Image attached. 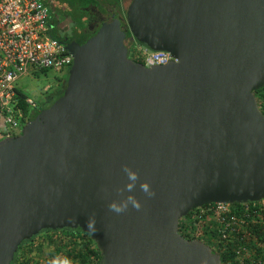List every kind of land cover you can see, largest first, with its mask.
<instances>
[{
    "label": "water",
    "instance_id": "95a60500",
    "mask_svg": "<svg viewBox=\"0 0 264 264\" xmlns=\"http://www.w3.org/2000/svg\"><path fill=\"white\" fill-rule=\"evenodd\" d=\"M127 38L176 61L145 67ZM59 41L73 59L62 96L0 144V264L62 229L88 234L99 264H221L178 226L264 200V0H131L85 43ZM124 166L142 206L117 214Z\"/></svg>",
    "mask_w": 264,
    "mask_h": 264
},
{
    "label": "built area",
    "instance_id": "2783aa9c",
    "mask_svg": "<svg viewBox=\"0 0 264 264\" xmlns=\"http://www.w3.org/2000/svg\"><path fill=\"white\" fill-rule=\"evenodd\" d=\"M52 30L48 7L41 0H0V144L21 135L38 106L36 100L26 95L23 101L28 110H23L19 96L23 92L16 87L17 81L41 70L68 74L72 66L71 55L59 40L51 37ZM125 44L129 58L138 57L145 67L176 61L169 53L144 49L135 40L127 39ZM259 206L263 215L251 223L264 228V200ZM196 221H205L204 225L212 226L211 229L216 231L211 245L237 239L236 254L241 264H246V259L250 264H264L257 254L256 242L251 239L248 221L240 217L239 207L215 203L196 208L189 216L188 226L181 231L185 239L202 238V228L192 227Z\"/></svg>",
    "mask_w": 264,
    "mask_h": 264
},
{
    "label": "trees",
    "instance_id": "16d2710c",
    "mask_svg": "<svg viewBox=\"0 0 264 264\" xmlns=\"http://www.w3.org/2000/svg\"><path fill=\"white\" fill-rule=\"evenodd\" d=\"M68 9L71 11H76L80 15L73 20L76 21L75 25H73V35L72 40H75L78 44L85 43L90 37H92L97 31V25L93 26V29H87V15L90 7H95L100 9L102 12L104 10L101 9V4L108 2L110 5H117V9L119 13H122L120 10V3L118 0H67ZM44 5H47L46 0H41ZM52 20V19H51ZM50 20V21H51ZM58 30L51 31V37L57 40H63L57 34ZM141 45V44H140ZM133 60L137 63H141V60L138 57H133ZM63 92L56 95L55 99H58L62 96ZM255 97L258 103V107L261 113L264 115V85L255 91ZM21 97V106L23 110L26 112L28 108L23 101V98L26 97L25 94L19 93ZM37 102V101H36ZM38 105L41 102H37ZM36 111V112H35ZM32 112L31 119L38 115L40 110H35ZM260 202L255 203H246V204H233V206L239 207V213L241 218H245L249 223V228L252 233V237L254 242H256V246L258 247V256L264 262V228L261 226L258 227L251 223L252 220H260V216L263 215L262 209L259 206ZM195 211L192 210L187 216L183 217L179 221L178 231L181 233L182 229L188 226L189 216ZM257 214H256V212ZM262 214V215H261ZM248 216V217H247ZM205 222V221H204ZM204 222L196 221L193 222L192 227L202 228L201 235L202 238L195 237H186L189 240H202L208 246H210L215 252H217L220 256L221 264H241L240 260L237 258L236 248L239 245L237 243V239L230 241H219L215 245H211L210 242L216 238V231L211 229L212 226L204 225ZM191 227V226H190ZM191 227V228H192ZM42 233L49 234L48 238L42 240L40 238L41 234H38L32 237L30 240L24 241L18 251L14 256V260L11 264H38L35 262L34 257L31 256L32 253H36L38 256L45 257L43 264H50V261L57 256H68L72 260V264H99L100 262V252L97 249L94 241L89 237L88 234L84 233L80 229H62V230H44ZM184 236V235H183ZM40 238L39 242L33 246V242ZM246 264H250V261L245 260Z\"/></svg>",
    "mask_w": 264,
    "mask_h": 264
},
{
    "label": "rangeland",
    "instance_id": "374dc122",
    "mask_svg": "<svg viewBox=\"0 0 264 264\" xmlns=\"http://www.w3.org/2000/svg\"><path fill=\"white\" fill-rule=\"evenodd\" d=\"M48 7L49 16L52 18H65L62 19L61 26L66 29L68 25H72V19L77 18L80 14L76 11H71L68 9L67 0H46ZM122 5L125 8L129 5V0H121ZM73 35V31H72ZM144 49L145 46L141 45ZM149 50V49H147ZM61 78L66 80L68 78L67 73H57L53 70H41L32 72L29 75L21 77L17 83L16 87L23 92L25 95L30 96L37 102L44 103L48 95L51 94L52 88L54 87L56 80L59 81ZM46 89V90H45ZM36 239L32 244L36 245L40 240ZM34 260L38 264H43L46 254L44 256H38L36 253L31 254Z\"/></svg>",
    "mask_w": 264,
    "mask_h": 264
},
{
    "label": "flooded vegetation",
    "instance_id": "af4514ba",
    "mask_svg": "<svg viewBox=\"0 0 264 264\" xmlns=\"http://www.w3.org/2000/svg\"><path fill=\"white\" fill-rule=\"evenodd\" d=\"M120 3V10L123 13V18L125 16L126 10L127 8L124 7V5H122L121 0H118ZM131 2V0H129V3ZM101 9L104 10L103 12L100 9H97L95 7H90L89 11H88V15L86 17V28L87 29H93V26L95 25H102L104 23H107L108 21H111L113 18H117L119 17L122 13L118 12L117 9V5H110L108 2H105L104 4H101ZM125 23L123 21V30H126V27L124 26ZM53 29L54 30H58V35L61 37V39L66 40V41H75L77 40V38L75 40H72V29L73 26L72 25H68V27L66 29H64L61 26V23L58 21L56 23V25H53ZM128 33H127V37H128ZM128 39V38H127ZM66 80H64V78H61L59 81L56 80V83L54 85V87L52 88L51 94L47 96V98L45 99L44 103H39V105L37 106L36 110H40L39 112H41L42 110H45L47 108H49L52 103L57 100L55 99L56 95H58L59 93L63 92L66 86ZM36 112V111H35ZM33 119V118H32ZM31 119V120H32ZM39 234H41L40 238L44 235H46L45 233L40 232Z\"/></svg>",
    "mask_w": 264,
    "mask_h": 264
},
{
    "label": "clouds",
    "instance_id": "9594fccd",
    "mask_svg": "<svg viewBox=\"0 0 264 264\" xmlns=\"http://www.w3.org/2000/svg\"><path fill=\"white\" fill-rule=\"evenodd\" d=\"M123 172L127 176L128 182L124 186V188L119 189L118 191L121 193V199L113 200L109 203V209L117 214L126 211L131 205L133 208L139 210L141 208V202L136 199V197L131 194L133 190L136 188L137 182L139 181V174L133 170L131 167L124 166ZM140 190L147 196L152 197L155 195V192L152 190L150 184L148 182H140L139 183ZM127 191L129 194L124 197L123 193ZM89 227L92 230H95L94 221H89ZM50 264H72L71 258L68 256H57L50 261Z\"/></svg>",
    "mask_w": 264,
    "mask_h": 264
},
{
    "label": "crops",
    "instance_id": "0c3cea01",
    "mask_svg": "<svg viewBox=\"0 0 264 264\" xmlns=\"http://www.w3.org/2000/svg\"><path fill=\"white\" fill-rule=\"evenodd\" d=\"M47 7V6H46ZM49 18H50V20H51V23H52V25H56V23L59 21L60 23L63 21L62 19H65V18H60V19H58V18H56V16H55V18H52V17H50L49 16ZM72 21V26L73 25H75V23H76V21H74L73 19L71 20Z\"/></svg>",
    "mask_w": 264,
    "mask_h": 264
}]
</instances>
